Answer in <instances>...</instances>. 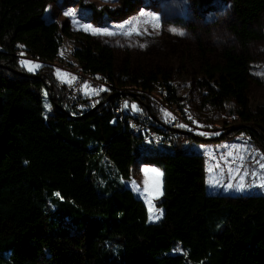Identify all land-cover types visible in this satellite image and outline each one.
I'll use <instances>...</instances> for the list:
<instances>
[{
  "label": "trees",
  "instance_id": "1",
  "mask_svg": "<svg viewBox=\"0 0 264 264\" xmlns=\"http://www.w3.org/2000/svg\"><path fill=\"white\" fill-rule=\"evenodd\" d=\"M50 2L0 0V264H40L45 251L67 244L77 249L59 254V264H264L263 196L208 194L204 155L184 146L196 136L180 133L165 149L164 141L137 145L140 135L115 116L117 93L142 103L139 95L157 90L184 113L170 76L135 70L118 37L80 35L71 70L108 80L113 92L94 95L87 112L73 110L53 67L68 29L44 17ZM122 4L131 9L130 0ZM230 7L237 48L214 62L196 48L204 77L196 82L198 108L239 121L226 130L249 136L264 153V112L252 113L248 101L249 46L264 40V0ZM19 51L39 65L25 69ZM147 152L156 153L144 162L162 171L157 223L124 185Z\"/></svg>",
  "mask_w": 264,
  "mask_h": 264
},
{
  "label": "rangeland",
  "instance_id": "2",
  "mask_svg": "<svg viewBox=\"0 0 264 264\" xmlns=\"http://www.w3.org/2000/svg\"><path fill=\"white\" fill-rule=\"evenodd\" d=\"M122 1L51 0L46 18L55 20L61 29H68V35L62 42L67 52L66 55L65 50L62 51V57L67 61L59 58L53 66L59 80L66 86L71 82L70 75L61 68L70 67L68 62L73 65L71 58L80 35L118 37L124 42L120 51L126 52L135 70L170 76L181 98L186 100L183 103L184 113L193 122V128L187 134L196 136V139H190L199 142L186 140L184 146L191 151H201L204 155L206 192L223 194L232 200L247 195L264 197V187L260 186L264 183V168L260 167L264 164V153L249 136L243 133L230 135V131L226 130L240 126L239 121L226 113L202 112L198 108L196 82L204 81V77L196 48L201 45L212 52L210 59L213 62L223 51L237 48L232 33L234 19L231 0H216L211 5H198L197 0H130L131 9L124 8ZM153 17L158 18V26ZM122 54L119 53V56ZM249 57L248 101L250 111L257 114L261 110L264 112V40L250 44ZM20 62L31 71L39 65L35 59H21ZM125 87L126 90L135 88ZM162 100L163 97L160 103ZM147 110L150 112L151 109ZM221 134L227 138L219 142L212 140ZM142 155L131 168L130 184L135 186L137 196L143 199L151 223L162 211L157 206L162 194V171L153 168L152 172L149 171L152 185L144 184L139 163L149 160L150 155ZM229 184L233 187L228 188ZM241 184L243 187H238ZM64 224L70 235L75 234L70 224ZM68 245L45 251L40 264H59V254L77 249L71 244L66 249Z\"/></svg>",
  "mask_w": 264,
  "mask_h": 264
},
{
  "label": "built area",
  "instance_id": "3",
  "mask_svg": "<svg viewBox=\"0 0 264 264\" xmlns=\"http://www.w3.org/2000/svg\"><path fill=\"white\" fill-rule=\"evenodd\" d=\"M64 50L67 55L66 48L61 46L58 58L67 61L66 58L62 57V51ZM16 56L20 60H33L31 56L23 55L20 52H17ZM68 63L70 67L65 68L61 66L63 67L61 69L67 72L72 78L66 88L65 96L67 102L73 107L75 112L82 114L93 109L96 105V102L92 100L94 95L103 92H113L107 91L105 83H102V81H98L97 79H83V76L76 75L75 71L71 70V62ZM117 94L119 98L113 107L114 114L119 119V122L125 125L130 131H140V138H138L137 145H143V143L151 141H164L165 149V146L174 141L180 133H188L193 128L192 120L185 113L180 112L171 102L170 105L160 103L159 90L153 92L144 91V96H139V98H142V103L138 100L130 99L129 96L134 95L132 93ZM144 108L151 109L150 114L145 113ZM156 109L159 112V119L155 121L150 115Z\"/></svg>",
  "mask_w": 264,
  "mask_h": 264
},
{
  "label": "crops",
  "instance_id": "4",
  "mask_svg": "<svg viewBox=\"0 0 264 264\" xmlns=\"http://www.w3.org/2000/svg\"><path fill=\"white\" fill-rule=\"evenodd\" d=\"M47 7H48V5H47ZM47 7H46L45 12H44V17H45V18H46ZM47 20H49V19H47ZM49 21H54V22H55V20H49ZM153 113H154V114H151L150 116H151L154 120H158V119H159V116L157 115L158 112H156V110H154ZM147 153H156V152H147ZM135 164H137V163L135 162ZM139 164L141 165L139 171L142 172V176H143L142 181H143V183L146 184V185H148V186L152 185V180H151L150 177H149V171L152 172L153 168H155V167L159 168V167L156 166L155 164L147 163V162H142V161H141ZM159 169H160V168H159ZM160 170H161V169H160ZM155 175H156V174H155ZM130 178H131V176H130ZM130 178H129V180L125 181L124 183H125V185H126L129 189H131V190L133 191V193H134V195H135L136 197L140 198V197L137 196V194L135 193V186H132V185L130 184V183H131V182H130ZM155 182H156V181H154V183H155ZM211 195H213V194H211ZM140 199H141V198H140ZM142 200H143V199H142ZM147 211H148V210H147ZM158 217H159L158 219H155V221H154V222H151V223H157V222L161 219V217H162V211H161V214H160ZM148 222H149V221H148ZM149 223H150V222H149Z\"/></svg>",
  "mask_w": 264,
  "mask_h": 264
},
{
  "label": "bare ground",
  "instance_id": "5",
  "mask_svg": "<svg viewBox=\"0 0 264 264\" xmlns=\"http://www.w3.org/2000/svg\"><path fill=\"white\" fill-rule=\"evenodd\" d=\"M20 52V51H19ZM75 74L78 75V76H83V79H97L98 81H102V83H105V86H106V89L107 91L110 90L111 88V85H110V82L102 77H99V76H95V75H90V74H84V73H81L79 71H75ZM163 105H168L166 103H162ZM134 134H137V135H140V131L138 130H131ZM155 144H158L160 143V141H151Z\"/></svg>",
  "mask_w": 264,
  "mask_h": 264
},
{
  "label": "snow or ice",
  "instance_id": "6",
  "mask_svg": "<svg viewBox=\"0 0 264 264\" xmlns=\"http://www.w3.org/2000/svg\"><path fill=\"white\" fill-rule=\"evenodd\" d=\"M141 15H143V13H142ZM153 21L156 22V23H157V26H158V18H157V17H153ZM103 34L110 35V34H112V33H103ZM229 155H231V153H229ZM260 167H261V168H264V164H261ZM237 171H239V169H237ZM260 186H261V187H264V183H262ZM227 187H228V188H231V187H233V186H232L231 184H229V185H227ZM238 187L242 188V187H243V184L239 185ZM158 218H159V217H156V219H158Z\"/></svg>",
  "mask_w": 264,
  "mask_h": 264
},
{
  "label": "water",
  "instance_id": "7",
  "mask_svg": "<svg viewBox=\"0 0 264 264\" xmlns=\"http://www.w3.org/2000/svg\"><path fill=\"white\" fill-rule=\"evenodd\" d=\"M49 91H50V93H51V97H52V99L54 100L53 93H52V89L49 88ZM113 96H114V95H113Z\"/></svg>",
  "mask_w": 264,
  "mask_h": 264
}]
</instances>
